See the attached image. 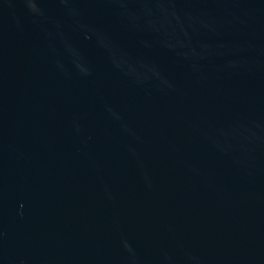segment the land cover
Returning <instances> with one entry per match:
<instances>
[{
	"label": "water",
	"instance_id": "obj_1",
	"mask_svg": "<svg viewBox=\"0 0 264 264\" xmlns=\"http://www.w3.org/2000/svg\"><path fill=\"white\" fill-rule=\"evenodd\" d=\"M0 51L89 264H264V0H0Z\"/></svg>",
	"mask_w": 264,
	"mask_h": 264
}]
</instances>
